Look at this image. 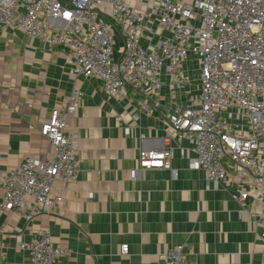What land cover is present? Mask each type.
<instances>
[{
  "label": "crops",
  "instance_id": "crops-1",
  "mask_svg": "<svg viewBox=\"0 0 264 264\" xmlns=\"http://www.w3.org/2000/svg\"><path fill=\"white\" fill-rule=\"evenodd\" d=\"M123 44L115 31L116 58ZM190 76L184 87L173 88L165 77L157 94L145 98L128 88L116 100L97 78L72 72L67 48L0 26V173L28 155L52 158L41 124L73 92L83 94L68 122L78 132V181L56 182L63 202L50 214L28 221L0 213V264H30L19 243L43 229L70 250L55 264H165L162 255L180 244L191 248L186 252L192 264H260V230L232 196L250 190L251 177L228 164V189L210 187L203 170L191 163V142L175 136L170 169L139 168L141 150L168 143L167 116L174 105L197 95L194 70ZM3 195L0 188V203ZM249 199L264 208V199ZM123 244L129 246L126 255Z\"/></svg>",
  "mask_w": 264,
  "mask_h": 264
},
{
  "label": "built area",
  "instance_id": "built-area-1",
  "mask_svg": "<svg viewBox=\"0 0 264 264\" xmlns=\"http://www.w3.org/2000/svg\"><path fill=\"white\" fill-rule=\"evenodd\" d=\"M0 26L67 48L72 72L97 78L116 100L125 98L128 88L145 98L157 94L165 77L173 88L187 86L194 70L197 95L174 105L167 116L168 143L141 150L139 168L170 169V137L175 136L191 142V163L203 170L210 187L228 189V164L251 177V189L232 196L260 230L264 264V208L249 199H264V0H0ZM115 31L124 41L117 58ZM82 95L73 92L41 124L52 158L28 155L0 173V213L14 212L28 221L50 214L63 202L56 182L78 181V132L68 122ZM19 248L30 264H55L70 254L49 229L21 241ZM189 249L180 244L162 258L165 264H192ZM128 252L123 244L121 253Z\"/></svg>",
  "mask_w": 264,
  "mask_h": 264
}]
</instances>
